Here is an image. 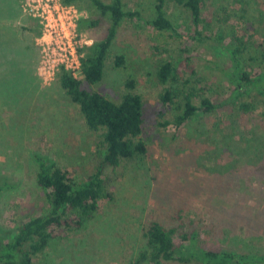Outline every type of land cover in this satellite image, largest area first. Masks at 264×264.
Listing matches in <instances>:
<instances>
[{
    "label": "rangeland",
    "instance_id": "rangeland-1",
    "mask_svg": "<svg viewBox=\"0 0 264 264\" xmlns=\"http://www.w3.org/2000/svg\"><path fill=\"white\" fill-rule=\"evenodd\" d=\"M24 1L0 0V172L18 183L0 198L1 241L47 207L36 180L34 153L57 162L77 181L98 162L99 132L88 128L79 106L59 85L58 72L48 81L38 74L44 25ZM122 1L126 9L154 16V0ZM72 3L83 14L80 21L101 19L97 26L79 22L86 53L104 37L110 19L89 0ZM204 5V19L210 21L205 39L193 36L188 10L168 2L165 7L177 33L157 30L137 16L126 18L102 80L89 84L80 71L74 73L82 87L117 102L130 90L126 82L134 81L132 90L144 98L141 137L147 150L106 169L113 199L103 200L82 227L57 231L35 257L36 264H142L138 258L147 249L143 233L151 221L175 227L180 235L195 233L205 248L264 254V101L253 96L256 107L243 112L230 100L233 83L222 72L227 51L214 41L219 24L233 28L246 42L263 40L264 0H205ZM117 55H124L119 67L114 64ZM251 55L243 53L241 60ZM166 60L178 65L181 88L209 97L215 110L176 126L182 99L162 101L166 84L156 72ZM244 67L258 71L264 62L259 57ZM194 101L199 104V97Z\"/></svg>",
    "mask_w": 264,
    "mask_h": 264
},
{
    "label": "trees",
    "instance_id": "trees-1",
    "mask_svg": "<svg viewBox=\"0 0 264 264\" xmlns=\"http://www.w3.org/2000/svg\"><path fill=\"white\" fill-rule=\"evenodd\" d=\"M63 1L77 3L80 0ZM89 1L101 16L110 19L104 37L88 46L81 57L80 73L82 79L89 84L102 80L105 61L118 29L126 18L137 16L157 30L177 33L165 7L168 2H173L185 7L190 13L195 26V39H205L204 34L209 28L210 21L204 19L205 0H154L152 18L124 8L122 0ZM100 20L84 18L80 21V26L85 21H90V26H97ZM242 37V34L224 24H219L214 33V41L224 46L228 55L222 72L233 83L230 100L237 103L243 112H249L256 107L253 96H259L264 101V68L252 72L244 66L246 61L253 62L259 57L264 62V38L250 43V40L246 42ZM246 52L252 55L242 61L241 57ZM123 56H115L116 66L123 64ZM156 72L158 80L166 84L165 92L161 95L162 101L172 103L174 98L182 99V111L176 115L174 121L177 127L215 110L216 104L209 97L198 95L193 89L184 91L181 88L178 65L174 62L166 60L159 63ZM57 80L79 106L88 128L99 132V141L95 148L98 162L93 172L77 181L57 162L45 155L33 154V159L38 164L37 184L45 194L47 207L43 213L29 216L18 224L11 237L0 240V264H36L35 257L49 246L57 231L82 227L99 210L103 200L113 199L106 169L116 168L125 161L142 157L147 150L146 142L141 137L145 123L144 98L132 90L135 87L133 80L126 82L130 90L119 102L98 91L82 87L81 78L65 68L58 71ZM169 83L171 84L168 86ZM196 97H199V104L194 101ZM17 186V181L0 172V198ZM143 235L147 249L138 258V263L142 264H162L163 260L178 261L181 264H264V254L250 255L205 248L198 245L195 233L180 235L175 227L166 228L157 221H151Z\"/></svg>",
    "mask_w": 264,
    "mask_h": 264
},
{
    "label": "built area",
    "instance_id": "built-area-1",
    "mask_svg": "<svg viewBox=\"0 0 264 264\" xmlns=\"http://www.w3.org/2000/svg\"><path fill=\"white\" fill-rule=\"evenodd\" d=\"M24 5L44 25L43 35L39 38L40 77L48 81L61 68L73 74L80 71L81 57L85 54L87 43L79 28L82 12L73 3L63 0H25Z\"/></svg>",
    "mask_w": 264,
    "mask_h": 264
},
{
    "label": "crops",
    "instance_id": "crops-1",
    "mask_svg": "<svg viewBox=\"0 0 264 264\" xmlns=\"http://www.w3.org/2000/svg\"><path fill=\"white\" fill-rule=\"evenodd\" d=\"M16 7H17V5H16Z\"/></svg>",
    "mask_w": 264,
    "mask_h": 264
}]
</instances>
